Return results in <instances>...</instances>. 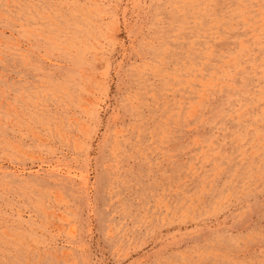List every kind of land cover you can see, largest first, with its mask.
Masks as SVG:
<instances>
[{
    "label": "rangeland",
    "instance_id": "obj_1",
    "mask_svg": "<svg viewBox=\"0 0 264 264\" xmlns=\"http://www.w3.org/2000/svg\"><path fill=\"white\" fill-rule=\"evenodd\" d=\"M0 264H264V0H0Z\"/></svg>",
    "mask_w": 264,
    "mask_h": 264
}]
</instances>
